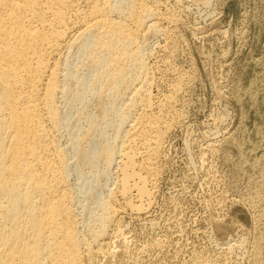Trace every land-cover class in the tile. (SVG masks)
Here are the masks:
<instances>
[{"label": "rangeland", "instance_id": "rangeland-1", "mask_svg": "<svg viewBox=\"0 0 264 264\" xmlns=\"http://www.w3.org/2000/svg\"><path fill=\"white\" fill-rule=\"evenodd\" d=\"M145 1L163 14V31L147 38L152 92L161 99L178 82L181 91L151 204L120 213L97 264H264V0ZM77 57L75 48L74 71ZM79 74L64 106L72 180L107 191L109 99L87 63Z\"/></svg>", "mask_w": 264, "mask_h": 264}, {"label": "bare ground", "instance_id": "bare-ground-1", "mask_svg": "<svg viewBox=\"0 0 264 264\" xmlns=\"http://www.w3.org/2000/svg\"><path fill=\"white\" fill-rule=\"evenodd\" d=\"M152 4L0 0V264H97L120 213L140 215L150 202L182 84L161 99L152 92L147 38L163 15ZM86 63L109 99L107 191L97 179L73 182L65 145L70 79Z\"/></svg>", "mask_w": 264, "mask_h": 264}]
</instances>
